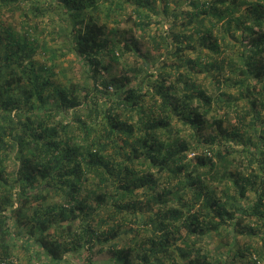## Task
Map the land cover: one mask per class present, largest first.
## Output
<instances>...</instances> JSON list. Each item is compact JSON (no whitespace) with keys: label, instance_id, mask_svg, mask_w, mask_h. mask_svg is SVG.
I'll return each instance as SVG.
<instances>
[{"label":"trees","instance_id":"obj_1","mask_svg":"<svg viewBox=\"0 0 264 264\" xmlns=\"http://www.w3.org/2000/svg\"><path fill=\"white\" fill-rule=\"evenodd\" d=\"M54 1L63 41L83 61L78 80L59 75L61 52L37 38L36 24L18 27L4 19L3 8L20 0H0V255L13 256L1 234L13 221L57 263L79 247L100 254L108 246L122 264H264V237L259 249L236 244L237 235L264 228V0H188L187 10L177 3L170 8L174 0H110L105 8L99 0ZM128 3L126 18L137 27L120 30L114 25L121 18L112 11ZM151 10H159L155 36L147 35L157 50L173 48L181 57L182 44L192 45L197 36L216 56L206 59L205 75L226 68L239 94L213 95L193 78L201 57L189 59L193 65L182 71L167 64L154 74L141 66L149 86L131 67L113 73L119 56L144 58L133 28L146 30ZM231 40L241 44L238 56L221 61L218 56L234 48ZM216 107L231 109L223 117L234 112L236 126L224 127L223 118L213 115ZM177 123L203 136L214 126L216 134L205 137L210 150L218 136L241 141L246 154L234 158L227 144L212 150L215 161L195 154L191 164L183 138L164 139ZM235 161L244 170L230 169ZM207 165L212 176L220 171L230 177L240 198L252 191L253 201L230 205L213 196L199 171ZM183 209L184 236L176 223ZM229 224L236 236H229ZM211 233L220 240L228 235L230 247L219 258L191 247Z\"/></svg>","mask_w":264,"mask_h":264},{"label":"rangeland","instance_id":"obj_2","mask_svg":"<svg viewBox=\"0 0 264 264\" xmlns=\"http://www.w3.org/2000/svg\"><path fill=\"white\" fill-rule=\"evenodd\" d=\"M109 1L110 0H99V6L105 8L109 4ZM187 1L188 0H174L173 2L171 1L170 8L175 7L177 3L176 8H178L179 10L191 9V5ZM54 2V0H20V4L18 5L12 4L11 6L8 5V7L3 8L4 19H6L7 22H10L18 27L26 26L27 23L36 24L38 29L36 33L37 38H44V40L48 41L51 46L57 48L58 52H61L59 54L57 52V56H59L57 67L59 70V75L63 78L74 77V79L77 78L76 80H78L80 76L83 77L84 75L83 68L81 67L83 61L78 56H76L73 51L70 50V43L63 41L65 34L63 17ZM131 6L132 5L128 3L123 4V6L121 5V7L118 6L114 8L112 12L118 14L119 16L113 14L112 17H120L121 21L117 25H114L113 22H109V26H118L120 30L128 31H130L131 27H137L133 24V17L129 19L126 18L127 14L130 13L132 9ZM157 8L158 6L156 7V9ZM116 11L119 12L116 13ZM158 12L159 10L150 11V19H146L149 27L146 30L133 28L134 34L140 46V56L143 55L144 58L135 56L131 52L127 53L124 56H119L120 58L118 59V61L112 63L113 65L111 66L110 70L113 73H118L120 71L127 72L124 71V69H128L129 67L132 68L131 70H129L131 72L139 70V83L142 84L145 82L144 85L146 86L148 85L149 77L144 76L143 78H141L144 75L141 66H147L148 72L154 74H157L159 70H167V64H175L179 68V70L182 71L185 68L184 65L186 67H190L193 65V63L189 59H196L197 57H201L202 61H199L197 65H193L194 70L192 77L200 83H203L205 86L209 87L208 91H214L213 95H218L220 92L226 93V91H231L234 92L233 96H237L239 94V90L234 85L235 78L231 77L230 72H228L226 68H224L220 72L210 69L207 75H205L209 67L206 63L207 60L214 59V57L216 58V56H213L212 53L208 52L204 45H202V43L198 40L197 36L193 40L192 45L187 46L185 44H182L183 50L181 53V57L176 56L173 53V48H169L170 45L168 46L169 51L165 53L163 52L162 47L161 49L157 50L156 46L151 43V40L147 35L149 34V36H155L153 33L156 31L157 26L160 24L157 22V18H160ZM167 26V20H163V27L167 28ZM228 43H235L234 48L232 50L228 49L227 52H223V56H218L221 61L228 60V58L231 56H238V54L234 53L236 52V50L241 48V44L238 41L235 42L234 40H231ZM203 52L206 54V56L201 54ZM143 60H145V63L143 62ZM169 79L174 80V76L170 77ZM214 80H219L220 83H214ZM261 85H263L264 87V79L262 80ZM179 93H182V91H180ZM229 110L231 109H221L216 107V109L213 111L214 116H216L217 118H223V126L228 128L236 126V117L234 115V112H230L228 116L223 117V112H229ZM262 110H264V107H262ZM215 131L216 130L214 126L207 127L203 136V133L200 135L195 134L189 127L177 123L174 125L171 132L165 134L164 139H170L177 135L183 138L189 146L186 151V161H189L191 164H195V154L204 155L208 159L211 158V160L215 161L216 157L213 154L212 150H215L218 147L224 148L227 144L230 145V150H233L232 156L234 158H239L238 160H240V158H242L246 154L244 151H241V148L244 147V144L241 141L237 142L235 141V138L226 141L218 136L215 137L214 143L210 145L212 147V150H210V147L208 146L209 141H206L205 137H207L208 134H216ZM229 167L232 170H236V172H238L239 169L244 170L243 168H240V163L236 161L233 162V164H231ZM199 171L201 172L203 181L208 185L207 189H211V194L216 198H219L220 201H225L230 205L233 201H236L239 205L242 206H248L253 201L255 196L252 191L248 190L245 196L240 198L238 196V193L235 191L234 185L231 184V178L223 177L219 173L220 171L218 172V175L212 176V173H207L208 165L207 168L200 167ZM214 176L216 177L215 180L212 179L214 178ZM190 196L191 192L188 191L185 198H188L190 201ZM56 199V197H52L50 198V201H54ZM183 211V218L179 221H176L178 225L181 224V227L183 219L186 217V215H188L186 209H183ZM249 224L250 226H253L255 224V221L252 220ZM229 226V236H236L237 231L234 230L230 224ZM254 228L255 232L257 233L256 235H237L238 237L236 244L245 245L246 243H252L255 248L257 247L259 249L263 244L262 237H264V228L263 226H260V228ZM51 232L52 231H50V233ZM1 234L2 238L6 239L11 246V255H13L20 264H122L121 261H117L115 259L114 253L108 250V246H105V251L100 254L94 253L93 250L92 253H90L87 249V246H82L79 247L76 252L72 251L65 254L62 260L57 263L50 260L49 257L42 253V251H40V248H38V245L31 243L32 241L29 237H27V235H25V231L17 228L13 221H9L6 223L5 228L2 229ZM140 234H142V236H145L146 231H141ZM180 234L182 236L186 235L185 227L181 228ZM227 236H225L224 240H220L216 234H204L200 240L195 241V243H192V246H190L193 247L194 251H199L201 255L206 254L208 258H219V256H222L226 252V248L230 247V244L226 241L228 240ZM178 242L185 248L187 247V244L183 243L181 240H178ZM124 243V238H122L118 242L116 248L122 247ZM134 262L136 263V261ZM261 262L259 264H262ZM238 264H244V262L240 261L238 262Z\"/></svg>","mask_w":264,"mask_h":264},{"label":"built area","instance_id":"obj_3","mask_svg":"<svg viewBox=\"0 0 264 264\" xmlns=\"http://www.w3.org/2000/svg\"><path fill=\"white\" fill-rule=\"evenodd\" d=\"M0 264H19V261L13 256L4 257L0 255Z\"/></svg>","mask_w":264,"mask_h":264},{"label":"clouds","instance_id":"obj_4","mask_svg":"<svg viewBox=\"0 0 264 264\" xmlns=\"http://www.w3.org/2000/svg\"><path fill=\"white\" fill-rule=\"evenodd\" d=\"M239 34V33H238Z\"/></svg>","mask_w":264,"mask_h":264}]
</instances>
